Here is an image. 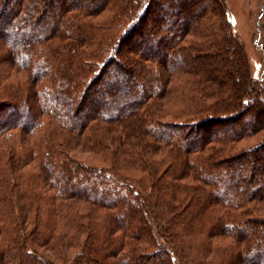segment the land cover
I'll return each mask as SVG.
<instances>
[{"label":"trees","instance_id":"trees-1","mask_svg":"<svg viewBox=\"0 0 264 264\" xmlns=\"http://www.w3.org/2000/svg\"><path fill=\"white\" fill-rule=\"evenodd\" d=\"M12 1L0 264H264V138L228 147L264 129V87L224 0Z\"/></svg>","mask_w":264,"mask_h":264},{"label":"rangeland","instance_id":"rangeland-1","mask_svg":"<svg viewBox=\"0 0 264 264\" xmlns=\"http://www.w3.org/2000/svg\"><path fill=\"white\" fill-rule=\"evenodd\" d=\"M224 2L226 4L225 10L226 12H229L231 14L232 16L231 19L234 23L232 27V32H234L243 43V46L250 57L249 68L252 73L254 72V70L258 71L261 79L258 81V83H260V86L264 87V30L261 27L263 16L260 17L263 12L262 5L264 3V0H224ZM12 3H14V1H12ZM109 8L115 9L113 5ZM46 13L47 12H45L44 14L45 17H46ZM107 14L108 11L104 12L103 15L101 14L95 20L100 21L101 19L105 18ZM20 16L23 18L24 14L22 13ZM109 70L113 72L114 70H116L115 66L114 65L110 66ZM10 74H11L10 75L11 80H16L19 84H22L24 82V78L26 75L25 71L17 70L14 66L13 68H11ZM130 80L135 82L134 77H132ZM136 82L134 83L135 87L140 89V84L142 82L140 81L137 83ZM136 84H138V86H136ZM122 93H124L123 89L117 88L115 91L112 89V91L109 90V92L104 91V93H102L101 95V98L102 101H105L106 99H110L112 96H120V94ZM181 105H183V103L179 100V98L176 97L170 98L167 102H165V106L167 110L170 112L176 110V108L180 107ZM23 109L24 108L20 106L19 111H17L18 113L17 116H19L18 118L20 120L22 119L21 115L24 112ZM69 109L71 108L69 107ZM166 119L170 120L171 117L168 116ZM242 119L246 120V116H244ZM242 119L240 118L239 121L237 120V123H241ZM183 120L185 119H182V121ZM231 123L232 122H227L224 123V125L217 124V127L221 128L222 131V132L219 131L218 133L223 134V130H226L227 127L231 126ZM263 138H264V129L253 134L248 133L244 138L236 139L237 141L233 143L230 142L228 147L232 146L233 153L238 152L240 150H245L247 148H250L253 144H257L260 141V139ZM85 157H87V155L83 154L82 159H85ZM244 168L245 170L249 169L248 165L246 164ZM241 183L244 184V182ZM257 205L259 211L256 213L264 216V203L260 202ZM260 236H262L263 238L264 234H261Z\"/></svg>","mask_w":264,"mask_h":264}]
</instances>
